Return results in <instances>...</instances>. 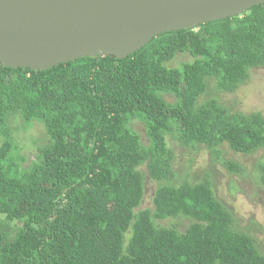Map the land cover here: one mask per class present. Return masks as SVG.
Instances as JSON below:
<instances>
[{
    "label": "trees",
    "instance_id": "trees-1",
    "mask_svg": "<svg viewBox=\"0 0 264 264\" xmlns=\"http://www.w3.org/2000/svg\"><path fill=\"white\" fill-rule=\"evenodd\" d=\"M179 55L191 60L170 67ZM257 68L264 5L161 34L124 59L45 71L0 64V264H264L209 174L179 180L171 145L205 147L232 173L240 170L221 147L264 150V115L209 94L234 93ZM16 119L42 124L47 136L28 166ZM258 171L264 188V164ZM146 176L157 188L142 209ZM180 219L182 231L162 224Z\"/></svg>",
    "mask_w": 264,
    "mask_h": 264
},
{
    "label": "water",
    "instance_id": "water-1",
    "mask_svg": "<svg viewBox=\"0 0 264 264\" xmlns=\"http://www.w3.org/2000/svg\"><path fill=\"white\" fill-rule=\"evenodd\" d=\"M264 0H0V64L45 71L124 59L153 38L241 16Z\"/></svg>",
    "mask_w": 264,
    "mask_h": 264
},
{
    "label": "rangeland",
    "instance_id": "rangeland-1",
    "mask_svg": "<svg viewBox=\"0 0 264 264\" xmlns=\"http://www.w3.org/2000/svg\"><path fill=\"white\" fill-rule=\"evenodd\" d=\"M188 55H179L170 67H179L182 63L190 61ZM217 97L225 106L234 112L249 114L259 112L264 115V68L251 71L250 79L240 86L234 93L217 92L214 89L209 93ZM15 130L17 144L22 149V154L27 158L28 166L31 159L35 157L37 148L42 145L47 136L44 126L40 123L27 125L21 119L12 122ZM133 127L139 132L144 144H148L144 127L133 123ZM174 147L176 156L174 166L179 180L189 172L190 180H200L203 175L209 174L214 184V189L220 200L233 212L237 227L250 233L264 253V188L259 180L261 164H264V150L247 156L235 153L227 146L221 147L222 158L231 161L238 166L239 172L232 173L225 168L222 162L214 164L210 152L205 147L198 150H186L176 144ZM146 172V168H142ZM182 177V178H181ZM157 183L146 176L145 197L142 209L153 207V196ZM186 220H168L163 222L164 226H177L181 231L185 227Z\"/></svg>",
    "mask_w": 264,
    "mask_h": 264
}]
</instances>
